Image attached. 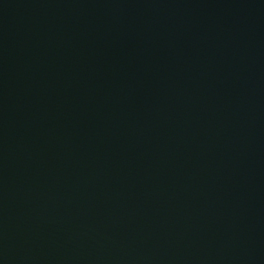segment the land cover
I'll list each match as a JSON object with an SVG mask.
<instances>
[{
  "label": "water",
  "instance_id": "1",
  "mask_svg": "<svg viewBox=\"0 0 264 264\" xmlns=\"http://www.w3.org/2000/svg\"><path fill=\"white\" fill-rule=\"evenodd\" d=\"M0 264H264V0H0Z\"/></svg>",
  "mask_w": 264,
  "mask_h": 264
}]
</instances>
